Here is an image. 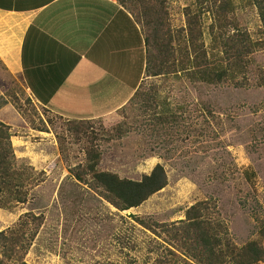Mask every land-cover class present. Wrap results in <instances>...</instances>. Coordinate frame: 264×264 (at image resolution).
Wrapping results in <instances>:
<instances>
[{"label":"rangeland","instance_id":"rangeland-1","mask_svg":"<svg viewBox=\"0 0 264 264\" xmlns=\"http://www.w3.org/2000/svg\"><path fill=\"white\" fill-rule=\"evenodd\" d=\"M233 2L240 28L252 41L263 39L250 0ZM187 9L197 14L195 0H168L165 6L163 33H171L175 48L181 45L178 36L186 31ZM210 17L201 15L207 47L211 45ZM250 60L245 79L238 80L240 87L230 83L205 87L178 75L145 76L144 90L155 87L158 111L127 106L109 121H91L89 132L79 135L72 134L64 123L67 120L44 114L41 108H28L21 84L0 64V108L5 102L17 103L31 112L25 120L29 127L46 131L31 138L35 159L41 161L31 166L15 160L14 170L26 171L18 181L23 185L10 189L11 195H0V233L14 228L26 213L38 218L28 226L33 234L30 247L24 255L8 260L0 237V260L8 264H153L167 253L161 246L164 240L138 226L132 217L178 223L202 201L209 203L210 217L227 227L235 245L259 241L264 222V87L260 85L264 49H257ZM156 114L168 122L160 124ZM121 125L126 129L122 138L110 133ZM91 145L101 153V171L137 181L160 164L167 186L139 208L118 212L69 173L85 162V149ZM18 198L25 202L17 203Z\"/></svg>","mask_w":264,"mask_h":264},{"label":"trees","instance_id":"trees-1","mask_svg":"<svg viewBox=\"0 0 264 264\" xmlns=\"http://www.w3.org/2000/svg\"><path fill=\"white\" fill-rule=\"evenodd\" d=\"M116 1L132 15L141 27L146 47V78L178 75L205 87H219L225 83L240 87L238 80L239 78L245 79L252 55L257 49H264V0H250L251 5L257 11L263 39L252 41L240 28L235 17L236 5L233 0H195L198 12L193 14L191 9L186 10V31L183 30L185 34L178 36L181 45L177 48L172 45L174 38L171 33H163V16L168 0ZM207 13L211 16V24L208 27L211 38L209 47L205 46L204 32L201 29V15ZM261 73L260 85L264 87V70ZM143 83L129 103L120 111L124 113L127 106L137 105L139 106L138 111H158L160 105L156 104L155 87L151 86L148 91H145ZM23 95L26 96L24 90ZM15 100L19 102L20 99L15 97ZM26 101L29 104L28 108L31 109V100L27 97ZM8 104L5 102L2 106ZM10 104L6 108L7 111L0 114V195L2 192L11 195L10 189L22 186V178L26 175V171L14 170L15 159L10 143L11 127L6 123L24 126L23 122L31 115V112H27L17 103L10 102ZM32 110L36 112V109L32 108ZM206 111L211 110L206 108ZM43 112L51 115L45 109ZM156 117L155 119L160 124L168 122V118L157 114ZM90 122L64 121L72 134L75 132L74 135L88 133L91 129ZM37 130L46 132L45 129ZM110 133L122 138L126 129L121 125ZM59 141V148L62 150V140L59 139ZM100 160L99 150L92 145L88 146L85 149V162L75 168H70L69 173L76 182L96 192L102 200L118 212L139 208L168 184L166 171L160 164H157L150 174L136 181L101 171L99 169ZM19 178H21L20 182H18ZM16 202L25 201L18 198ZM211 215L209 203L202 201L190 207L185 213V219L178 223L159 224L151 219L132 218L138 226L164 240L161 246L167 253H162L153 264L264 263L262 244L264 242V222L261 223L258 232L260 240L249 241L239 247L229 238L227 227L219 221H214ZM34 220L37 221L38 218L30 212L26 213L19 218L14 228L0 233L5 258L10 260L15 254L24 255L27 252L33 237V234L28 233V226ZM0 264L8 263L0 260Z\"/></svg>","mask_w":264,"mask_h":264},{"label":"crops","instance_id":"crops-1","mask_svg":"<svg viewBox=\"0 0 264 264\" xmlns=\"http://www.w3.org/2000/svg\"><path fill=\"white\" fill-rule=\"evenodd\" d=\"M0 62L34 108L78 122L109 121L147 66L141 27L116 0H0ZM6 124L14 159L35 166L31 138L45 132Z\"/></svg>","mask_w":264,"mask_h":264}]
</instances>
